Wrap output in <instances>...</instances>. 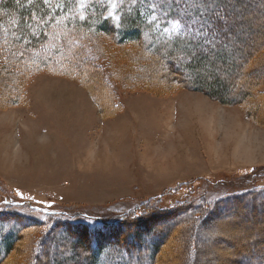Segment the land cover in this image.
I'll use <instances>...</instances> for the list:
<instances>
[{
	"label": "rangeland",
	"instance_id": "rangeland-1",
	"mask_svg": "<svg viewBox=\"0 0 264 264\" xmlns=\"http://www.w3.org/2000/svg\"><path fill=\"white\" fill-rule=\"evenodd\" d=\"M215 4L216 16L227 15V38L242 41L246 48L264 44V0H227L220 8ZM248 26L256 31H248ZM257 50L256 55L262 52V56L264 45ZM262 59L264 62V56ZM104 67L109 70L110 66ZM133 69L139 71L138 66ZM111 79L117 87V76ZM259 82L252 96L234 106L184 89L174 81L132 89L119 86L113 101V108L119 112L105 118L77 81L36 75L24 84L26 95L19 106L0 103V117L7 119L3 124L8 128L3 132L0 123V143L6 136L15 145V137L24 134L19 128L12 131L16 121L34 120L40 133L35 131L27 140L43 145L52 136V146L45 147L51 154L29 151L24 155L26 170L14 172L4 163L6 159L12 162L11 158L0 153L2 203L19 201L12 199L13 191L46 211L56 203L57 207L86 210L92 217L103 215L112 221L132 210L136 202L151 198L159 201L156 211L168 213L194 200L209 208L228 195L261 193L264 116L252 112L255 108L259 114L264 111V97L256 94V90L264 92V76ZM190 182L206 186L202 189L211 194L203 199L201 188L195 194L186 188L174 192ZM243 211L223 226L218 223L222 214L216 218L209 215L203 221L195 214L183 228V236L177 235L183 238L181 244L165 250L158 264H235L238 251L248 244L256 242L264 247V216L257 209L250 213L249 207ZM92 217L88 216L89 221ZM61 237L55 235L47 241L46 253L53 251ZM192 239L196 240V254L189 250ZM46 259L39 264L61 261L49 255ZM18 264H24L23 260Z\"/></svg>",
	"mask_w": 264,
	"mask_h": 264
},
{
	"label": "trees",
	"instance_id": "trees-1",
	"mask_svg": "<svg viewBox=\"0 0 264 264\" xmlns=\"http://www.w3.org/2000/svg\"><path fill=\"white\" fill-rule=\"evenodd\" d=\"M215 3L220 8L227 0H0V103L19 106L24 84L45 73L77 81L105 118L119 112L113 108L119 86L167 81L223 105H239L264 76V54L255 53L264 44L246 48L227 38V15L216 16ZM177 23L180 27L174 28ZM247 30L256 31L253 26ZM112 76L119 80L117 87ZM259 112L252 113L264 116ZM190 184L174 192L186 188L195 194L201 188L203 199L211 194L202 189L206 186ZM10 194L19 201L3 205L0 194V264H39L47 255L60 257L59 264H158L165 250L181 244L178 236L195 214L201 221L222 214L220 226L245 207L264 216V191L228 195L213 203L215 209L194 200L168 213L156 211L159 201L151 198L136 202L116 220L102 215L103 223L89 221L86 210L52 203L46 211ZM60 234L64 242L46 253L47 241ZM196 246L192 239L193 254ZM237 254L235 264H264V247L256 242Z\"/></svg>",
	"mask_w": 264,
	"mask_h": 264
},
{
	"label": "crops",
	"instance_id": "crops-1",
	"mask_svg": "<svg viewBox=\"0 0 264 264\" xmlns=\"http://www.w3.org/2000/svg\"><path fill=\"white\" fill-rule=\"evenodd\" d=\"M0 118H1L0 123H2L1 129L3 132H6L8 130V128H7V125L3 124V123H6L7 119L3 118V117H0ZM10 118H11V116H10ZM212 124H214V123L212 122L211 125ZM16 128H19L21 132H24V134H21L20 136H18V138H16L14 136L15 141H16L15 145L12 142H10L11 141L10 138H6V136H5L3 138L4 141L0 143V153L11 158L12 162H10L9 160L6 159L7 162L5 161L4 163L7 164L8 166L10 165L11 166L10 168L12 169V171L15 172L16 170H14V169H17L18 171L22 172V170H26L24 167L27 168V165L23 167L24 162H26L24 160V155H26L27 152H29V151H38V152L44 151V152H46L45 147L48 148V147L52 146L51 140L53 138H52V136L47 138L48 141H50V142L46 141L47 140L46 139L45 141H43V145H37L36 141H33L30 143L27 140V136L34 134V132L37 130L40 133V129H39L38 125L35 124L34 120H30L28 122H27V120L25 122H21V121L17 120L15 123V126L13 125L12 131L15 132ZM60 130L63 131L61 128H60ZM10 134H12V133H10ZM9 142L11 144H9ZM44 142L45 143L48 142V143L45 144ZM47 154L50 155L51 153L48 151Z\"/></svg>",
	"mask_w": 264,
	"mask_h": 264
},
{
	"label": "snow or ice",
	"instance_id": "snow-or-ice-1",
	"mask_svg": "<svg viewBox=\"0 0 264 264\" xmlns=\"http://www.w3.org/2000/svg\"><path fill=\"white\" fill-rule=\"evenodd\" d=\"M173 27H174V28H179L180 25L177 23V24H174Z\"/></svg>",
	"mask_w": 264,
	"mask_h": 264
}]
</instances>
